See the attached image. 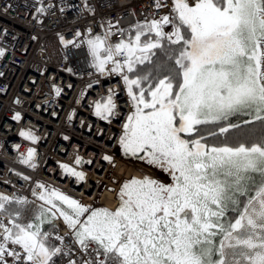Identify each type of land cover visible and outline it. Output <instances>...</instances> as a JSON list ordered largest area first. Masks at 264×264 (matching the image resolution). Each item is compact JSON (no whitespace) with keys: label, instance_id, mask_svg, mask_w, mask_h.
Listing matches in <instances>:
<instances>
[{"label":"snow or ice","instance_id":"obj_1","mask_svg":"<svg viewBox=\"0 0 264 264\" xmlns=\"http://www.w3.org/2000/svg\"><path fill=\"white\" fill-rule=\"evenodd\" d=\"M83 10L93 12L88 0ZM100 28L59 40L85 47L100 76L119 78L130 108L122 154L169 179L125 180L112 209L22 176L27 194L0 192V264H264V0H153L142 20ZM107 93L90 107L111 123L122 113L118 90ZM19 135L41 140L30 128ZM36 157L30 147L20 161L35 169Z\"/></svg>","mask_w":264,"mask_h":264},{"label":"built area","instance_id":"obj_2","mask_svg":"<svg viewBox=\"0 0 264 264\" xmlns=\"http://www.w3.org/2000/svg\"><path fill=\"white\" fill-rule=\"evenodd\" d=\"M43 3L49 6L46 14L36 13L37 0H0V47L5 49V55L0 57V192L27 194L31 182L22 179L26 175L32 181L58 187L85 204L95 201L94 205L110 206L118 184L144 172L141 164L118 152L121 126L130 110L127 97L119 78L100 76L91 67L85 47L65 48L59 36L71 39L73 32L84 31L88 26L100 32V25L106 20H118L120 26H128L144 18L153 0H88L91 13L83 10L84 0ZM162 14L157 11V15ZM89 83L91 88L87 87ZM53 85L62 89L60 96L55 95ZM110 88L119 92L117 102L122 113L111 123L93 115L90 107ZM16 112L21 114L20 121L12 119ZM70 114L72 119H68ZM29 128L41 140L33 143L19 135ZM64 136L69 140H64ZM87 146L93 147L94 152H89ZM30 147L37 149L35 169L20 161L21 154ZM77 154L93 163L74 165ZM106 154L112 157L111 161L102 159ZM57 161L84 171L86 181L65 176ZM127 169L133 172L128 175ZM104 191L112 194L109 204L101 201ZM57 223L61 233L67 232L60 221Z\"/></svg>","mask_w":264,"mask_h":264},{"label":"flooded vegetation","instance_id":"obj_3","mask_svg":"<svg viewBox=\"0 0 264 264\" xmlns=\"http://www.w3.org/2000/svg\"><path fill=\"white\" fill-rule=\"evenodd\" d=\"M152 167V166H151ZM154 168V170L157 172V174H158V178L159 179H161V180H163V181H165V182H167L168 181V177H167V175L165 174V173H163L161 170H159L158 168H156V167H153ZM107 196V197H106ZM111 198H112V194L111 193H107L105 196H103V194H102V196H101V201H104L105 203H111ZM117 204H118V201H117ZM117 204H116V206H117ZM115 206V207H116Z\"/></svg>","mask_w":264,"mask_h":264},{"label":"rangeland","instance_id":"obj_4","mask_svg":"<svg viewBox=\"0 0 264 264\" xmlns=\"http://www.w3.org/2000/svg\"><path fill=\"white\" fill-rule=\"evenodd\" d=\"M119 148H120V146H119ZM120 150H121V148H120ZM149 172H150V170H148ZM150 173H153V172H150ZM157 172H154V175L156 174ZM157 176H158V174H157ZM159 177V176H158ZM108 193V191H104L103 192V196H105L106 194ZM107 197V196H106Z\"/></svg>","mask_w":264,"mask_h":264},{"label":"bare ground","instance_id":"obj_5","mask_svg":"<svg viewBox=\"0 0 264 264\" xmlns=\"http://www.w3.org/2000/svg\"><path fill=\"white\" fill-rule=\"evenodd\" d=\"M87 149H88L89 152H92V153L94 152V148L91 147V146H87Z\"/></svg>","mask_w":264,"mask_h":264},{"label":"crops","instance_id":"obj_6","mask_svg":"<svg viewBox=\"0 0 264 264\" xmlns=\"http://www.w3.org/2000/svg\"><path fill=\"white\" fill-rule=\"evenodd\" d=\"M128 171H127V174L129 175L130 173H132L133 172V170H130V169H127ZM137 176H139V175H137Z\"/></svg>","mask_w":264,"mask_h":264},{"label":"trees","instance_id":"obj_7","mask_svg":"<svg viewBox=\"0 0 264 264\" xmlns=\"http://www.w3.org/2000/svg\"><path fill=\"white\" fill-rule=\"evenodd\" d=\"M121 167L119 166L118 169H120ZM123 168L120 169V171L122 170ZM121 173V172H120Z\"/></svg>","mask_w":264,"mask_h":264}]
</instances>
